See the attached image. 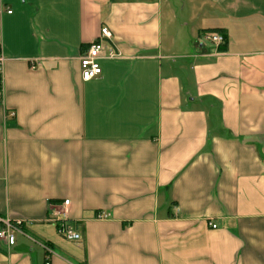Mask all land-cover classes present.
Listing matches in <instances>:
<instances>
[{"label":"crops","instance_id":"0c3cea01","mask_svg":"<svg viewBox=\"0 0 264 264\" xmlns=\"http://www.w3.org/2000/svg\"><path fill=\"white\" fill-rule=\"evenodd\" d=\"M0 53V264H264V0H0Z\"/></svg>","mask_w":264,"mask_h":264},{"label":"built area","instance_id":"2783aa9c","mask_svg":"<svg viewBox=\"0 0 264 264\" xmlns=\"http://www.w3.org/2000/svg\"><path fill=\"white\" fill-rule=\"evenodd\" d=\"M113 35L108 27H102L100 35L93 41L88 47L87 51L80 56L81 73L84 81L92 80L102 73V68L100 65V60L109 58L115 59L119 56L118 52L113 47L106 43V40H112ZM204 41L214 43L216 45L223 44L225 42V36L218 32H206L202 35ZM4 57L0 53V63L3 61ZM0 94V100H1ZM70 201L65 200L64 205H69ZM102 217H108V215H101ZM53 219V220H52ZM52 221H57V228L61 235L69 240H80L81 234L75 229L74 225L66 217L65 213L59 211L54 212V217ZM3 222V227L0 229V239L7 242L8 246H13L16 243V232H20L22 221H10L1 220ZM216 227L215 224L212 225ZM49 264V261H47Z\"/></svg>","mask_w":264,"mask_h":264}]
</instances>
